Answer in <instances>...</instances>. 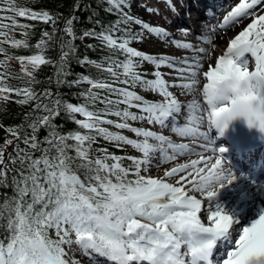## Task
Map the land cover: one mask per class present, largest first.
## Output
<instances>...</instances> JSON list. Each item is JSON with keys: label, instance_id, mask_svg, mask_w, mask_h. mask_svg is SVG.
Wrapping results in <instances>:
<instances>
[{"label": "snow or ice", "instance_id": "snow-or-ice-1", "mask_svg": "<svg viewBox=\"0 0 264 264\" xmlns=\"http://www.w3.org/2000/svg\"><path fill=\"white\" fill-rule=\"evenodd\" d=\"M107 3L106 11L115 10L119 18L102 26L100 32L93 28L77 37L72 27L75 17L65 22L64 31L71 38L62 42L55 83L69 87L90 85L77 93L84 97L82 103L65 101L59 92L54 94L50 89L38 94L31 87L38 83L35 70L52 63L43 52L55 28L52 33L41 34L36 54L16 57L29 86L14 88L7 83L11 74L0 72V101L7 102L15 93L22 97L17 103L36 101L34 113H44L26 126L5 128L7 135L0 144V189L12 190L11 195L0 193L4 232L0 236V264H80L77 257L81 254L90 264H99L97 258L109 264H212L220 243L226 244L227 250L219 264H264V208L250 223L242 225L237 213L229 212L217 201L219 190L237 177L222 155L226 149L217 148L210 135L213 127L224 135L238 117L245 118L249 127L264 132V0H237L218 29L211 28L213 32H226L251 18L214 63L209 62L214 52L175 38L172 43L178 50H191L196 55L157 56L131 47L133 41L142 42L143 30L161 40L171 37V33L125 12L122 6L130 7V0ZM166 3L171 6V0ZM146 11L158 9L147 7ZM0 12H11L0 16V53L5 54L0 65L5 67L12 57L7 55L4 43L29 47L26 41L16 40L4 31L32 27L18 24L17 16L56 23L48 11L19 7L14 0H5ZM4 20L11 23L5 24ZM133 23L141 26L140 33L133 32ZM117 32L124 36H116ZM84 37L96 38L102 47L124 54L123 60L115 56L99 62L77 58L79 64L106 72L108 80L88 75L67 79L68 60L76 53L74 41ZM199 39L213 42L211 36L200 35ZM144 62H150L155 69H171L176 73L173 82L165 80L159 70L151 73L152 79L146 78L147 73L138 71ZM136 87L157 93L162 99L150 101L138 94ZM171 87L186 90L185 94L193 98L184 103L169 90ZM100 90L109 95L101 96ZM98 102L104 108L94 107ZM133 108L137 111H131ZM61 112L79 130L64 132L55 123ZM76 114L84 118L77 119ZM129 121H147L164 129L170 126L178 138L189 137L191 142H174L168 135L133 126ZM103 125L129 130L138 138ZM41 128L47 129L43 139L38 136ZM98 138L118 148L132 146L142 158L116 155L107 148L94 149ZM21 143L25 147L21 148ZM184 156L196 158L176 163L163 176L149 174L152 167L159 168ZM125 160L130 163L125 165ZM196 194H203L204 199Z\"/></svg>", "mask_w": 264, "mask_h": 264}, {"label": "trees", "instance_id": "trees-1", "mask_svg": "<svg viewBox=\"0 0 264 264\" xmlns=\"http://www.w3.org/2000/svg\"><path fill=\"white\" fill-rule=\"evenodd\" d=\"M15 4L19 7L28 8L35 11L46 10L50 14H52L56 20L55 25L52 24V29L48 32L52 33L55 28L56 31L51 40L48 41V46L44 50L43 54L46 59L52 61L50 64L40 65L37 70L34 72L35 79L38 83L32 84L31 87L36 93H42L44 89H50L54 94L59 92L65 101L71 102L73 104L82 103L84 97H78L77 93L84 92L86 89L90 87L87 83H81L79 85H73L69 87L67 84L57 85L55 83L56 80V62L61 59V46L62 42L68 41L71 37H69L64 29L66 27V20L69 18L75 17L73 19V31L77 37L82 35V33L86 30L95 29L96 32H100L102 26H108L109 24L118 20L119 15L114 10L112 12L106 11L109 7L107 0H14ZM5 6V0H0V7ZM125 11V10H124ZM127 12V11H125ZM130 14V13H129ZM11 15V12H0V16ZM131 15V14H130ZM91 18V19H90ZM18 24L31 25L32 27L28 28H20L16 27L15 29L9 31L5 29L4 31H8L9 36L16 40H24L29 45L28 48H24L23 46L17 48L13 47L11 43H4L3 47L6 49L7 55L12 57V59L8 60L7 66L0 65V72H8L11 74V78L8 79V85L16 88H24L29 86L28 77L25 76L22 71V65L16 59L18 56H28L36 54L38 49L36 45L41 40V34L46 30L48 23H44L42 21L30 20L26 17H16ZM99 21V23H97ZM3 23L9 24L10 20H4ZM123 27V25H121ZM116 36L122 37L124 36L123 32L115 33ZM0 39H3L0 37ZM76 46L75 56H72L68 60V68L70 75H68L67 79L69 81L76 80L80 75H88L90 78H100L104 80H108V74L106 72H100L94 66L90 64H79L77 63V58L84 59L87 57L89 60L103 61L107 56H115L120 60L125 58L123 53L116 51H109L107 48L101 46V42L93 37H84L83 40L77 38L74 41ZM88 45H94L95 47L89 48ZM133 43H130L132 47ZM5 59V54L0 53V60ZM31 70V68H29ZM138 71L143 74V72L138 69ZM19 77V78H16ZM49 78H51L52 82L49 83ZM123 86V85H117ZM138 94L141 95L140 90L142 88L136 87L134 89ZM101 96H108L109 93L100 90ZM21 96H17L15 93H12L10 99L5 101H0V125L4 127H0V144L3 143L6 132L5 128L9 126H16L27 123L35 118L36 115H42L43 112L34 113V104L36 101H32L29 104L21 105L16 101L21 99ZM115 98V97H113ZM94 107L96 108H104L103 103H97ZM121 108L124 105H120ZM131 111L135 112L136 109H131ZM77 119H83L80 114H76ZM109 119L117 120L115 116H109ZM55 123L58 124L64 132L79 130L78 126L71 122L65 113L61 112V115L56 118ZM130 123V121H129ZM104 127H108L111 131L117 130L114 126L111 125H103ZM27 131L31 134V129L28 128ZM121 131V133H126V130H117ZM47 135V129L41 128L38 132V136L43 139L44 136ZM21 148L25 147L23 143H21ZM127 147L124 145L123 147H115L112 143L105 141L103 138H98L97 143L93 145V148H107L110 153H114L116 155H124L126 152L123 148ZM11 150V149H10ZM99 153H94V155H98ZM39 155V153H36ZM126 156V155H125ZM75 168L76 165H73ZM7 192L9 195L12 194L11 188L0 189V193ZM2 199V197H0ZM3 228L2 222H0V236H3Z\"/></svg>", "mask_w": 264, "mask_h": 264}, {"label": "bare ground", "instance_id": "bare-ground-1", "mask_svg": "<svg viewBox=\"0 0 264 264\" xmlns=\"http://www.w3.org/2000/svg\"><path fill=\"white\" fill-rule=\"evenodd\" d=\"M237 3V0H171V6L169 4H165L163 9L165 10V14L168 15V18L159 15V19H152V22L161 25L162 27L166 29H171L176 25H187L188 29L192 28L191 33L187 36L182 33V31H178V34H181L180 36H173L161 40L159 45L155 46V50H157L160 54L168 53V55L179 58L181 56H193L191 54V50H183V49H177V47L172 43V39L175 38L176 40H182L186 41L187 43H193L197 47H205L210 52H214V57L210 63H214L215 57H218L221 54H224L226 52L227 46L230 43V39L234 38L235 35L238 34L240 30H242L248 23L251 22V18L247 19L246 21L242 22L238 27L230 28L226 31V33H223L219 35L220 32H213L211 31V28H217L216 23H218V26L222 23L223 17L227 15L229 11H231L232 7H234ZM133 8H138L139 3L137 0L132 1ZM143 11H145V8L148 7L147 3H144ZM155 12V11H154ZM153 12V13H154ZM157 15L158 12L156 11ZM195 15V17H194ZM197 17V19H196ZM202 18H207L206 21L198 22ZM210 26V27H209ZM198 30L202 31L205 35L203 36H211L212 37V43L209 44L203 40L199 39V32ZM184 30L188 31L187 28H183ZM170 31V30H168ZM246 56H251L250 53L245 54ZM208 64H204V69H207ZM164 79L169 81V83L173 82V78L176 75V73L172 72L171 69L168 67L165 68ZM171 92H173L174 95L177 96L179 100L186 103L189 100H191L193 97L191 94H185L186 90H181L176 87H171L169 89ZM198 98V97H197ZM153 127H155V124H152ZM159 131H165L168 134L172 135V139L174 142H188L190 143L191 139L189 137L185 138H178L174 133L171 132L170 126L168 129L161 128L159 126ZM212 139L214 140V132L211 130L210 133ZM154 142V141H153ZM199 150V149H198ZM211 155V153H208ZM142 155V154H141ZM196 158V157H178L174 161H169L168 163L160 165L159 168L152 167L149 171V174L152 176H163V172L166 169H170L171 167L175 166L176 163H182L186 162L189 159ZM253 167H256L255 171H259L260 180L257 182H254L253 178L246 177L245 179H241L239 173H236L237 179L234 180L231 184H228L229 186L225 191H222L223 187L221 188V194L217 195V201L224 206L226 210L229 212H235L240 217V223L243 225L244 222L248 220V217L255 212V209L257 212L264 208V202L260 206V201L263 200V189H264V156L263 157H257L256 162L253 165ZM251 167L247 168L248 170ZM234 172H237L236 169L233 170ZM252 174V173H250ZM169 182H172L169 180ZM262 187L260 192L256 193L253 197H251L248 202L242 201L245 198H233L237 193H241L242 191H248L249 195L252 193H255L256 190ZM198 198L204 199L203 194H196ZM226 197H230L228 200H224ZM240 200V201H239ZM238 203V204H237ZM247 209L243 210L245 207ZM204 219V217H202ZM206 222V220H205ZM223 252V250H221ZM80 259V264H88V259L84 258L82 254L77 257ZM99 261V264H109L107 260H104L103 258H97ZM218 264V263H216Z\"/></svg>", "mask_w": 264, "mask_h": 264}, {"label": "rangeland", "instance_id": "rangeland-1", "mask_svg": "<svg viewBox=\"0 0 264 264\" xmlns=\"http://www.w3.org/2000/svg\"><path fill=\"white\" fill-rule=\"evenodd\" d=\"M132 1L133 0H130V4H131L130 7L129 6H122L125 10H127L128 13H130L134 17L142 19L145 22H148L152 26L162 27L161 25L152 22V19H159V16L156 14V12L149 13V12L146 11V8H145V11H143V7L141 6V5L144 6V3H147L148 7H151V8H154V9H158V12L159 11L163 12V10L161 9V7H162L161 5H157L156 6L154 0H137V2L139 3V7L138 8H133ZM194 17H195V15H194ZM166 18H168L167 14H166ZM162 20L166 21L164 19V17H163ZM205 20H207V18H202L198 22H202V21H205ZM246 20L247 19L243 20V22L246 21ZM181 26L183 27V25H181V24L178 25L179 28H181ZM185 26L188 29V26L187 25H185ZM130 27L132 28L133 32L140 33L142 31V28H141L140 25H137V24L133 23V24L130 25ZM216 27H219L218 23H216ZM51 28H52V22L50 21V22H48L46 30L50 31ZM195 29H197V31L199 32V36L200 35H205L202 31L198 30V27H196ZM166 30L167 31L170 30L168 32L171 33V35H173L175 37L181 35V34H178L179 33L178 31H180L181 29H177V28H175V26L172 28V30L171 29H166ZM190 31H192V28L188 29L187 36L191 33ZM223 33H226V32H223ZM221 34H222V32L219 33V35H221ZM143 37L144 38H143L142 42H137L136 41V49H138V50H140L142 52H145L147 54H152V55H157V56H159V55H168V53L160 54L157 50H155L154 47L159 45V43H160V38H158L155 34H152V33H149L146 30H143ZM45 39H47V38H45ZM180 41H182V40L180 39ZM183 42H186V41H183ZM190 53L193 54V55H196V53L193 52V51H191ZM182 57H184V56H181L179 58H182ZM165 68H166V66H162L159 69H155L154 65H152L150 62H145L139 67V69H141L142 72L148 73V75L146 77L148 79H152L153 78L151 73L154 70H159L161 73H164L165 72ZM142 94L146 97V99H148L150 101H160L162 99V97L159 94L151 92L148 89H143L142 90ZM133 126L150 128L151 130L157 131L158 133H161V134H164V135H168L172 139V135L171 134H168L165 131H159L158 130L159 129V125H155V127H153L147 121H137V122H135V125H133ZM126 136H128L129 138H133V139H137L138 138V137H136V134L132 133V132L128 133ZM188 140H191V139H188ZM150 142H153V141H150ZM126 149L131 151L132 154H130V155H134V156H138V157L142 158L141 153H139L138 150L134 149L132 146L128 145V147H126ZM122 156H125V155H122ZM128 163H130V162L127 161V160L124 161L125 165H127ZM232 167H233V169H235L234 166H232ZM234 173L236 174V172H234ZM228 186L229 185H227L226 188H223L222 191H225ZM260 190H261V188L257 189L255 193L260 192ZM255 193H252V194L249 195L248 192H241L239 194L237 193L233 198H239V197L243 198L244 197L245 199L243 201H248L251 197L254 196ZM219 194H221V192H218V195ZM263 198H264V193H263ZM228 199H230V197H226L224 200H228ZM263 201H264V199H263ZM263 201H260V206H261V203ZM247 208H248V206L245 207V209H247ZM255 211H256V209H255ZM254 213L255 212H253V214H252L253 216H254ZM87 262H88V264H90L89 260ZM84 264H86V262H84Z\"/></svg>", "mask_w": 264, "mask_h": 264}]
</instances>
